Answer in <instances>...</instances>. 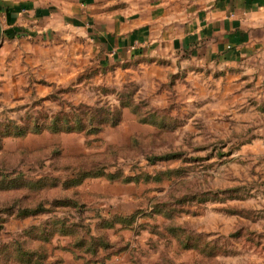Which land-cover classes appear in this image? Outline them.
<instances>
[{"label": "rangeland", "instance_id": "374dc122", "mask_svg": "<svg viewBox=\"0 0 264 264\" xmlns=\"http://www.w3.org/2000/svg\"><path fill=\"white\" fill-rule=\"evenodd\" d=\"M65 19L0 13V264H264V58L105 57Z\"/></svg>", "mask_w": 264, "mask_h": 264}, {"label": "crops", "instance_id": "0c3cea01", "mask_svg": "<svg viewBox=\"0 0 264 264\" xmlns=\"http://www.w3.org/2000/svg\"><path fill=\"white\" fill-rule=\"evenodd\" d=\"M5 1L0 13L7 26L19 20L22 30L41 17H50L47 29L65 18L80 21L105 57L191 51L221 63L264 58V0Z\"/></svg>", "mask_w": 264, "mask_h": 264}, {"label": "trees", "instance_id": "16d2710c", "mask_svg": "<svg viewBox=\"0 0 264 264\" xmlns=\"http://www.w3.org/2000/svg\"><path fill=\"white\" fill-rule=\"evenodd\" d=\"M18 29V28H17ZM8 32V31H7ZM16 33V29H12V34ZM10 34V33H9Z\"/></svg>", "mask_w": 264, "mask_h": 264}]
</instances>
